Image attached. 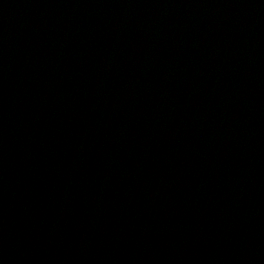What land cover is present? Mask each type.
<instances>
[{
    "label": "water",
    "instance_id": "water-1",
    "mask_svg": "<svg viewBox=\"0 0 264 264\" xmlns=\"http://www.w3.org/2000/svg\"><path fill=\"white\" fill-rule=\"evenodd\" d=\"M0 264H264V0H0Z\"/></svg>",
    "mask_w": 264,
    "mask_h": 264
}]
</instances>
